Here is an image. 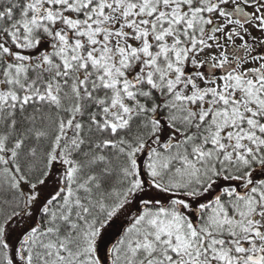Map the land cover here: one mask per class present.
Masks as SVG:
<instances>
[{"label": "snow or ice", "instance_id": "obj_1", "mask_svg": "<svg viewBox=\"0 0 264 264\" xmlns=\"http://www.w3.org/2000/svg\"><path fill=\"white\" fill-rule=\"evenodd\" d=\"M4 193L0 264H264V0H0Z\"/></svg>", "mask_w": 264, "mask_h": 264}, {"label": "trees", "instance_id": "obj_2", "mask_svg": "<svg viewBox=\"0 0 264 264\" xmlns=\"http://www.w3.org/2000/svg\"><path fill=\"white\" fill-rule=\"evenodd\" d=\"M5 196H10V194H7V193L0 194V203L3 202V199L5 198Z\"/></svg>", "mask_w": 264, "mask_h": 264}, {"label": "flooded vegetation", "instance_id": "obj_3", "mask_svg": "<svg viewBox=\"0 0 264 264\" xmlns=\"http://www.w3.org/2000/svg\"><path fill=\"white\" fill-rule=\"evenodd\" d=\"M256 34V33H255Z\"/></svg>", "mask_w": 264, "mask_h": 264}, {"label": "rangeland", "instance_id": "obj_4", "mask_svg": "<svg viewBox=\"0 0 264 264\" xmlns=\"http://www.w3.org/2000/svg\"><path fill=\"white\" fill-rule=\"evenodd\" d=\"M255 34V33H254Z\"/></svg>", "mask_w": 264, "mask_h": 264}]
</instances>
